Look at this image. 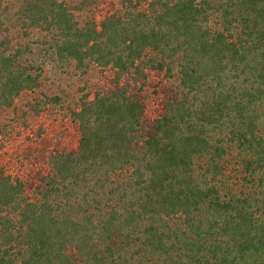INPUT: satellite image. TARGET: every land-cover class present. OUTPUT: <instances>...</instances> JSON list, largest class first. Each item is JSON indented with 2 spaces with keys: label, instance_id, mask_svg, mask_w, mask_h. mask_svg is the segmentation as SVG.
Returning <instances> with one entry per match:
<instances>
[{
  "label": "trees",
  "instance_id": "16d2710c",
  "mask_svg": "<svg viewBox=\"0 0 264 264\" xmlns=\"http://www.w3.org/2000/svg\"><path fill=\"white\" fill-rule=\"evenodd\" d=\"M120 3L0 0V264H264V0Z\"/></svg>",
  "mask_w": 264,
  "mask_h": 264
},
{
  "label": "rangeland",
  "instance_id": "374dc122",
  "mask_svg": "<svg viewBox=\"0 0 264 264\" xmlns=\"http://www.w3.org/2000/svg\"><path fill=\"white\" fill-rule=\"evenodd\" d=\"M100 2V6L98 7V12L99 13H104V12H114V11H119L121 12V3L120 0H99ZM117 12V13H119ZM23 42V41H22ZM57 74L59 76L57 77H53L51 72L48 73V69L46 68L44 71V78L41 80L40 83V88L35 90L34 92H25L23 94H21V96H19L15 102H14V108H12L11 110L7 111V113L5 114V119H9L10 121H14L12 123H19V121L17 120L20 114V111H25L28 106H30L31 104L37 102L38 100H42L43 96H47L50 97L54 94H57L59 92L60 89L62 88H66V87H70L69 90L74 91L75 87H76V79L75 77H72V75H62L60 73L57 72ZM75 85V86H73ZM18 112V113H16ZM28 124L30 125V127L32 128L31 130H35L38 127L39 121H36L33 117H29L28 118ZM19 126V125H18ZM22 128V127H21ZM20 128V131H21ZM26 132L22 133V137L25 135ZM21 138H17L15 143L12 144V146H6L5 148H3L1 150L2 155L5 159V161H9L12 162L14 161V155L16 156V154L19 152V142L21 140ZM230 153L228 155H226V162L228 161L229 165H227L228 168V175H229V179H228V184L232 187L237 188V186H241L242 184H246L241 176V170H237L238 169H242V165H238V163L233 162L231 163L230 160H235V161H241V157L238 156V152L234 151L233 149L229 150ZM232 158V159H231ZM13 159V160H12Z\"/></svg>",
  "mask_w": 264,
  "mask_h": 264
}]
</instances>
